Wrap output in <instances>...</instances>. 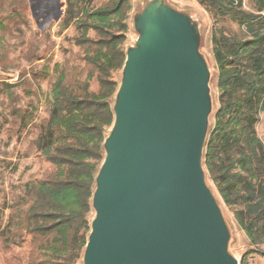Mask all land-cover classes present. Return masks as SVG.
Masks as SVG:
<instances>
[{"label": "water", "instance_id": "95a60500", "mask_svg": "<svg viewBox=\"0 0 264 264\" xmlns=\"http://www.w3.org/2000/svg\"><path fill=\"white\" fill-rule=\"evenodd\" d=\"M134 25L83 264H240L204 164L213 98L199 25L165 0Z\"/></svg>", "mask_w": 264, "mask_h": 264}, {"label": "trees", "instance_id": "16d2710c", "mask_svg": "<svg viewBox=\"0 0 264 264\" xmlns=\"http://www.w3.org/2000/svg\"><path fill=\"white\" fill-rule=\"evenodd\" d=\"M211 13L228 12L237 32L213 34L219 108L205 147L204 164L252 247L264 246V0H198ZM132 0H105L84 8L75 43L84 66L61 67L52 87V110L39 138L53 165L23 194L26 207L16 230L1 232L5 249L31 235L25 264H83L93 220L96 178L106 155L105 140L115 121L114 103L130 29ZM94 31L95 36L90 32ZM97 80L98 89H91ZM257 248V249H258Z\"/></svg>", "mask_w": 264, "mask_h": 264}, {"label": "rangeland", "instance_id": "374dc122", "mask_svg": "<svg viewBox=\"0 0 264 264\" xmlns=\"http://www.w3.org/2000/svg\"><path fill=\"white\" fill-rule=\"evenodd\" d=\"M105 0H59L63 14L56 20L53 12L46 20L37 23L30 0H0V264H25L31 247V235L12 242V249H5L1 232L20 225L26 204L23 194L27 184H33L53 165L40 152L38 140L46 134V125L52 110V87L61 67L69 62L84 66L82 48L75 37L83 31L77 27L83 9L99 7ZM150 0H132L130 29L126 49L135 46L139 33L134 19ZM177 9L190 14L199 25L201 51L211 70L213 112L211 126L219 108L218 71L214 58L213 34L224 30L237 32L239 24L226 12L211 13L198 0H165ZM33 1V5L35 4ZM35 10V9H34ZM35 12H39L36 10ZM95 36V32H90ZM121 81L122 70L114 72ZM91 89H98L97 80ZM264 139V112L258 125ZM207 170V169H206ZM207 181L217 195L231 230L230 249L240 264H264V246L252 247L245 231L239 226L234 211L227 206L215 184ZM93 211L92 216L94 217ZM258 248V249H257Z\"/></svg>", "mask_w": 264, "mask_h": 264}, {"label": "flooded vegetation", "instance_id": "af4514ba", "mask_svg": "<svg viewBox=\"0 0 264 264\" xmlns=\"http://www.w3.org/2000/svg\"><path fill=\"white\" fill-rule=\"evenodd\" d=\"M34 9L39 12H35L38 18V24L40 25V19L46 20L52 15L53 12L58 13L59 0H35ZM37 21V20H36Z\"/></svg>", "mask_w": 264, "mask_h": 264}]
</instances>
